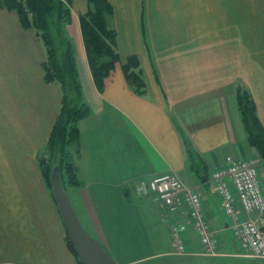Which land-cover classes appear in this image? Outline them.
<instances>
[{
  "label": "crops",
  "instance_id": "1",
  "mask_svg": "<svg viewBox=\"0 0 264 264\" xmlns=\"http://www.w3.org/2000/svg\"><path fill=\"white\" fill-rule=\"evenodd\" d=\"M108 2L120 62L100 91L80 24L90 4L72 0L68 39L76 48L74 64L91 114L78 125L79 155L74 182L66 192L84 229L116 264L179 258L172 239L177 224L187 226L190 237L184 239L191 254L184 257L191 258L198 251L193 239L197 233L188 224L187 210L172 211L156 194L141 196L136 188L175 173L201 195L215 233L229 229L212 173L229 157L241 160L258 154L248 141L238 97L246 86L264 127V0ZM59 56L65 62L66 50ZM133 56L141 62L144 94L132 90L122 68ZM45 57L35 30L24 29L17 13L0 7L3 263L81 264L68 244L52 195L37 177L36 154L47 144L60 111V88L44 80ZM10 73L16 82L8 78ZM25 155L35 162H19ZM238 205L244 218L257 216ZM165 230L168 241L162 238Z\"/></svg>",
  "mask_w": 264,
  "mask_h": 264
},
{
  "label": "trees",
  "instance_id": "2",
  "mask_svg": "<svg viewBox=\"0 0 264 264\" xmlns=\"http://www.w3.org/2000/svg\"><path fill=\"white\" fill-rule=\"evenodd\" d=\"M88 1L90 4V9L81 15L80 24L93 78L97 88L102 91L107 78L115 69L116 64L120 62V55L117 49V33L113 28L110 27L109 24L110 17L113 14V8L108 0ZM0 4L3 9L17 13L24 29L35 30L38 38L46 50V60L43 65L45 81L49 84H55V82L58 81L55 77V73L57 69H59L57 67L59 56L58 51L62 47L63 41L65 45L63 48L67 52V59L65 62L60 61L61 63L60 65L58 64V66L61 69V65H63V68H65L64 64L74 63L72 42L69 39H66L62 34L57 35L55 30L59 26H61L62 30L64 25L70 24V6L72 4V0H68V7L63 9L64 11H60L63 5L58 3L56 0H0ZM55 26H57V28H55ZM122 68L124 70L127 82L132 87V90L135 93L144 94L147 90V87L142 74L140 59L135 56L130 57L126 63L123 64ZM71 70H74V68L71 67ZM239 105V109L243 110V105L241 102ZM253 110L256 114L254 104ZM63 112L60 110L58 114L57 120L55 121L47 142V147L49 150L58 148L59 142H67L68 140H72V136L75 133L76 149L79 153L78 125L79 122L86 118L89 114L87 113L86 115H80L79 110L76 109V119L71 121L70 124H65L63 121ZM242 119L245 120L244 124L247 125V118L243 116ZM253 119L254 123L256 120L257 124L261 125L257 115H255ZM72 125H75V127H72ZM69 130L70 135L69 139H67L66 137L68 136ZM251 130V132L248 131V129L246 131L248 134V141L262 151L258 137L264 140V128L261 125V134L257 130L255 131L253 128H251ZM257 143L259 146L256 145ZM67 151L69 152V149ZM59 169L62 180L64 178L63 176L65 171H67L72 174L70 176H72V181L74 182L75 167L72 161L69 160L68 165H62L61 168L59 167ZM67 241L71 250L74 252V254H76L74 247L68 237Z\"/></svg>",
  "mask_w": 264,
  "mask_h": 264
},
{
  "label": "built area",
  "instance_id": "3",
  "mask_svg": "<svg viewBox=\"0 0 264 264\" xmlns=\"http://www.w3.org/2000/svg\"><path fill=\"white\" fill-rule=\"evenodd\" d=\"M215 192L220 198L245 256L264 260V169L255 159L236 160L229 157L221 168L212 175ZM136 191L143 196L157 194L159 200L176 211L186 208L188 224L197 231L203 250L214 254L216 242L203 211L202 197L190 190L175 173H166L137 185ZM241 205L247 214H256L255 218H244L239 210ZM187 226L174 225L172 228L175 246L180 253L186 251L184 232Z\"/></svg>",
  "mask_w": 264,
  "mask_h": 264
},
{
  "label": "rangeland",
  "instance_id": "4",
  "mask_svg": "<svg viewBox=\"0 0 264 264\" xmlns=\"http://www.w3.org/2000/svg\"><path fill=\"white\" fill-rule=\"evenodd\" d=\"M56 1H58V3H61L63 5V7L60 9V11H62L63 9L68 7V5H67L68 0H56ZM0 7H1V4H0ZM4 10H6V9H4ZM70 11L72 13V4L70 6ZM70 19H71V21H70V23H71L72 22V14H71ZM55 28H57V26H55ZM55 30L57 32V35L62 34L63 36H65L66 39H68L70 37L69 33H68V25H64L62 30H61V26H59ZM70 41L73 42L71 39H70ZM72 44H73V58L75 61L76 48H75L74 43H72ZM64 46H65L64 41H63L62 47L60 49L58 46V49H59L58 54L59 55H60V52L62 53V51L65 50L63 48ZM117 49H118V46H117ZM60 63H61L60 58L58 56V64L60 65ZM58 64H57V67L59 69H57V71L55 73V77L58 81L55 82V84H53V85H57L61 90V92L59 93L60 94L59 95L60 110H62V112L64 111L63 112L64 123L70 124L71 121L76 119V116H75L76 115V113H75L76 109L79 110L80 115H86L87 113L91 114V108H90V105L88 104L86 94H84V91L82 90V77L79 75L78 71L76 70L75 64L74 63L73 64L72 63H70V64L66 63L67 66H66V64H64L65 68H63V65H61L62 66L61 69L58 66ZM43 65H44V63H43ZM71 67H73L74 70H71ZM90 70H91V68H90ZM91 73H92V71H91ZM92 77H93V74H92ZM8 78L11 79L12 81L16 82V76H13L12 73H10L8 75ZM44 80H45V72H44ZM93 80H94V78H93ZM45 83H46V81H45ZM56 83H58V84H56ZM46 84L50 85L49 83H46ZM240 89L243 90L239 93V97H238L239 104L241 102V104L243 105V110L240 109V112L242 111L241 117L243 118V116H245L247 118V121H246L247 125L244 124L245 120L242 119L244 127H245L246 131L248 129V131L251 132L252 131L251 128H253L255 131L257 130L261 134V131H262L261 125L262 124L258 125L256 120L254 123V119H253L256 114L253 110V100L251 97V93L247 89L246 86H245V88H240ZM56 120H57V118H56ZM72 127H75V125H72ZM70 130L68 132V136L66 137L67 139H69ZM258 138H259V142L261 144L260 148L262 149V151L259 150L258 148H255L257 150L258 154L253 155L251 157L244 158V159H246V160L255 159L258 161V165L264 169V140L261 139L260 137H258ZM256 145L259 146L258 143ZM45 146L46 147H43L42 149H40V151L37 152L36 157H35L36 165L38 167L37 177H38V179L40 178L42 180L43 186H45L47 191L49 192V194L52 195L54 208H56L58 211L57 203H56L54 196L52 194L51 176H52V173L56 167L61 168L62 165H68L69 160L72 161L73 164H75V159L79 155L78 150L76 149V134L75 133L73 134L72 140H68L67 142H64V141L59 142L58 148H55V149L53 148V150H49L47 147V144ZM68 149H69V152L67 151ZM19 162H24L25 164L28 165V164L34 163L35 161H34V159H31V157L29 158V157H26V155H25L24 157H22L21 160H19ZM63 171H65V170H63ZM70 175H72V174L65 171L64 176H63L64 178H63L62 182H63V185L66 189L69 188V185L73 182L72 176H70ZM37 206H38V202H36L33 205V207H35V209H37ZM224 219H225L224 220L225 224L228 221V225H229L228 230H224V228H225L224 227L222 231H220L219 233H215L216 232L215 229L213 227L211 228V226L209 224V227H210L212 234H213L212 235L213 240L216 242V250H215L214 254H207L203 250L202 246L200 245L201 244L200 237L196 231L197 236H194L193 239L197 243L196 244L194 242L196 244V248L198 249V251L195 252L194 256H192L191 258L184 257L188 254H191L190 252H188L187 245H186V251L184 253H180L178 251L177 247L175 246V240H174V247H173L174 253H176L180 257L179 258L174 257V256L161 257V258H157L155 260V262L152 264H179V263H183L184 261H188V262H184V264H264V260L254 259V258H251L249 256H245L246 253H245V251H243L241 249V246H240L237 238L235 237V232H234L233 227L230 223V220H226L227 217L225 218V214H224ZM184 236H185L184 238H186V236H189V233L186 231ZM66 237H68V236H66ZM155 237L157 238L156 234H155ZM162 238L164 240L168 241L169 237L167 235L166 230L164 231V235L162 234ZM199 241H200V244H199ZM241 255L244 257H242ZM186 259H188V260H186ZM175 261H177V262H175ZM3 262L4 261H0V264H14V263H3ZM16 264H26V263H20L19 261H16Z\"/></svg>",
  "mask_w": 264,
  "mask_h": 264
},
{
  "label": "water",
  "instance_id": "5",
  "mask_svg": "<svg viewBox=\"0 0 264 264\" xmlns=\"http://www.w3.org/2000/svg\"><path fill=\"white\" fill-rule=\"evenodd\" d=\"M52 193L67 235L82 264H116L112 256L83 227L56 167L51 176Z\"/></svg>",
  "mask_w": 264,
  "mask_h": 264
}]
</instances>
